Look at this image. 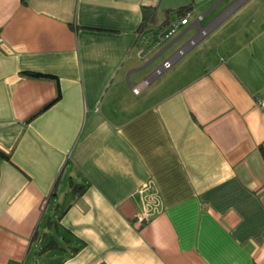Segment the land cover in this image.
<instances>
[{
    "label": "crops",
    "instance_id": "crops-1",
    "mask_svg": "<svg viewBox=\"0 0 264 264\" xmlns=\"http://www.w3.org/2000/svg\"><path fill=\"white\" fill-rule=\"evenodd\" d=\"M166 1L0 0V264H264V0L135 94Z\"/></svg>",
    "mask_w": 264,
    "mask_h": 264
},
{
    "label": "rangeland",
    "instance_id": "rangeland-1",
    "mask_svg": "<svg viewBox=\"0 0 264 264\" xmlns=\"http://www.w3.org/2000/svg\"><path fill=\"white\" fill-rule=\"evenodd\" d=\"M183 0H175L173 2V5H175L173 8H170V17L172 19H176V15L174 13V10L179 7V5L182 3ZM219 0H199V3L197 6L199 7V10H196L194 13H192L191 17L189 18V21H192L199 12H201L202 9H205V7H209ZM233 0H224L221 2L216 8H214L212 11L207 13L204 17V19L201 21V24H205L206 22L212 20L216 15H218L226 6H228ZM259 0H246L239 8H237L234 12H232L228 17H226L224 20H222L210 33H208L204 38H202L196 45H194L191 49H189L184 55H182L169 69L164 71L161 75H159L154 81L162 80L165 77L170 76L173 72L178 70V68L187 63L191 62L193 60L199 59L203 53L205 52V47L208 45H213L215 41L223 37L228 33L231 28L237 25L238 20L246 17L258 4ZM168 2L164 0L163 4L160 6V8L163 7V5H167ZM183 4V3H182ZM167 8H163L159 10V15H162L163 12H166ZM186 25L179 26L177 29V32L172 35L170 38L166 39L165 41L161 43H157L156 40H153L149 45L151 47L149 48V51L145 53L146 59H152L151 62L147 66V70H153L155 67H157L162 60L167 58L169 55H171L180 45H182L187 39H189L191 36L194 35L196 28H191L187 32L183 33L182 36L178 38L176 42H174L170 47L163 50L165 45L170 42L174 37H176L181 30ZM143 61H145L144 56L142 58ZM140 60V61H142ZM148 71V72H149ZM154 85V84H151ZM48 216H46L47 218Z\"/></svg>",
    "mask_w": 264,
    "mask_h": 264
},
{
    "label": "built area",
    "instance_id": "built-area-1",
    "mask_svg": "<svg viewBox=\"0 0 264 264\" xmlns=\"http://www.w3.org/2000/svg\"><path fill=\"white\" fill-rule=\"evenodd\" d=\"M243 0H239L234 5L226 8L222 11L219 16H217L214 20L210 21L206 25L201 24V20L203 15H199L193 25H195L196 32L193 36L187 39L181 46H179L169 57L164 59L153 71L152 73L144 78L139 84L131 85V90L133 93L138 94L142 87L150 84L155 78L161 75L164 71L169 69L182 55H184L189 49H191L194 45H196L203 37H205L214 26L221 21L224 17H226L232 10ZM193 11L192 9L187 11L181 16H176V19H172L171 17L168 19L167 24L161 28H157L154 31L151 37L144 36L142 37V43L144 45H148L150 40H156L157 43H161L166 39L170 38L177 32L179 26L186 25L189 22V18L191 17ZM140 54L144 53V48L140 50ZM144 59H146L145 53L143 54ZM264 105V100L260 102ZM19 264V263H15Z\"/></svg>",
    "mask_w": 264,
    "mask_h": 264
},
{
    "label": "trees",
    "instance_id": "trees-1",
    "mask_svg": "<svg viewBox=\"0 0 264 264\" xmlns=\"http://www.w3.org/2000/svg\"><path fill=\"white\" fill-rule=\"evenodd\" d=\"M192 9V6L191 4H186V5H182V6H179L177 7L175 10H174V13L176 16H181L183 15L184 13H186L187 11L191 10ZM170 10H167L166 11V20L163 24H161L160 26H157L156 28H161L163 27L164 25L167 24V21H168V16H170ZM153 14V10H147L145 9L144 10V25H142V29L146 28L148 24H146V20L149 16H152ZM152 19V17H150ZM26 74L28 76H31V77H35V78H51V79H54L56 80L55 76L51 75V74H45V73H40V72H26ZM60 96V90L59 88H57V92H56V96H55V99H57L58 97ZM51 103V102H50ZM50 103H48L47 105H49ZM45 105L44 108L47 106ZM0 157L1 158H8L9 157V154L6 153L4 150H2L0 148Z\"/></svg>",
    "mask_w": 264,
    "mask_h": 264
}]
</instances>
